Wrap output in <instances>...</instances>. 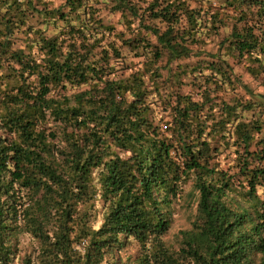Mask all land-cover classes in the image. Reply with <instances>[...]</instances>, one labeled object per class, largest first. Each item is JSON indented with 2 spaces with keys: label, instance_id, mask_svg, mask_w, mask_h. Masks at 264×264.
I'll list each match as a JSON object with an SVG mask.
<instances>
[{
  "label": "trees",
  "instance_id": "trees-1",
  "mask_svg": "<svg viewBox=\"0 0 264 264\" xmlns=\"http://www.w3.org/2000/svg\"><path fill=\"white\" fill-rule=\"evenodd\" d=\"M22 235L20 264H264V0H0V264Z\"/></svg>",
  "mask_w": 264,
  "mask_h": 264
},
{
  "label": "rangeland",
  "instance_id": "rangeland-1",
  "mask_svg": "<svg viewBox=\"0 0 264 264\" xmlns=\"http://www.w3.org/2000/svg\"><path fill=\"white\" fill-rule=\"evenodd\" d=\"M116 16L118 15H106V17L110 18L112 21L116 20ZM119 26L120 24L118 23L117 28H119ZM234 71L237 73L242 72L240 66H235ZM188 189L189 186L187 185L185 187V191H187ZM195 204V201L186 204V201L183 198L176 199L172 202L169 211V217L171 221L170 228L162 237V240L166 245L170 247V249L178 248L181 241V232L190 227V221L193 219V215L195 212ZM31 246L32 241L29 239V237H27V235L20 236L18 252L14 257V261L12 262V264H20V259L22 258L23 254L29 251L31 249ZM119 255L121 256L123 264H133L134 261L137 262L139 252L136 245L133 244L127 249L122 250Z\"/></svg>",
  "mask_w": 264,
  "mask_h": 264
}]
</instances>
